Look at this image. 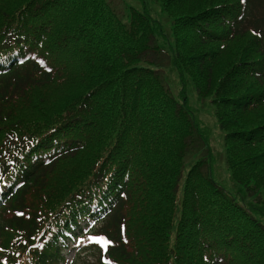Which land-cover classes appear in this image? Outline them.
Here are the masks:
<instances>
[{
	"label": "trees",
	"instance_id": "16d2710c",
	"mask_svg": "<svg viewBox=\"0 0 264 264\" xmlns=\"http://www.w3.org/2000/svg\"><path fill=\"white\" fill-rule=\"evenodd\" d=\"M149 1L0 0V264H264V0Z\"/></svg>",
	"mask_w": 264,
	"mask_h": 264
},
{
	"label": "rangeland",
	"instance_id": "374dc122",
	"mask_svg": "<svg viewBox=\"0 0 264 264\" xmlns=\"http://www.w3.org/2000/svg\"><path fill=\"white\" fill-rule=\"evenodd\" d=\"M112 1L114 4H116V7L118 8H120V3L121 5H125V6H140V3L138 2V0H112ZM147 6L149 7L150 13L153 16H155L158 19L162 18L161 13L159 12V8L155 6L152 1L147 0ZM165 71H166L165 78H166L167 83L169 84L172 91L175 94H177L178 88H180V84L177 79V73H175V71H173L171 68L169 69L166 68ZM190 85L192 89L190 87L188 88V94H189L188 106L196 113L197 115L196 117L198 121L204 126L205 130L208 133L209 141L213 143V145H215V143L220 139L221 137L220 135H222V133H220L218 129V126H217L218 123L213 113L214 111L213 107L209 104L203 103V100L195 94L192 84ZM219 149L220 148L216 146L214 152L216 153L217 151H219ZM221 158L222 157L219 156L218 160L221 161ZM215 170L218 175L222 177H226L225 180L227 183L230 182V176L228 172H226V174L223 175L224 170L222 171V169L219 166H217ZM86 243L87 241H85V244ZM78 246H81V245H78V243H76L75 246L69 245L65 249V256L67 260H70L72 258L75 252V248H77ZM90 248L92 247L84 248L86 249V251L84 252L83 250H81L82 252L80 254V260L77 264H87L86 260H88L89 257L92 258L91 255L93 252Z\"/></svg>",
	"mask_w": 264,
	"mask_h": 264
}]
</instances>
